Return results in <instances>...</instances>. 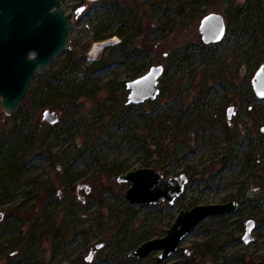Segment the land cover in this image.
I'll list each match as a JSON object with an SVG mask.
<instances>
[{"label": "rangeland", "instance_id": "1", "mask_svg": "<svg viewBox=\"0 0 264 264\" xmlns=\"http://www.w3.org/2000/svg\"><path fill=\"white\" fill-rule=\"evenodd\" d=\"M65 5H85L68 46L39 72L34 93L10 114L0 108V264H264V97L251 83L264 63V0ZM230 5L249 13L222 40L204 43L201 18L225 17ZM110 37L90 59L91 45ZM86 43V63L102 53L107 63L74 66ZM156 64L159 94L126 104V82ZM44 109L58 122L43 120ZM136 167L188 181L172 204L131 205L124 196L131 182L116 177ZM230 200L236 210L204 218L161 262L160 249L130 255L165 235L180 209ZM248 219L253 238L245 243Z\"/></svg>", "mask_w": 264, "mask_h": 264}, {"label": "water", "instance_id": "2", "mask_svg": "<svg viewBox=\"0 0 264 264\" xmlns=\"http://www.w3.org/2000/svg\"><path fill=\"white\" fill-rule=\"evenodd\" d=\"M28 1L31 2L32 0ZM33 1L39 13V24L36 30L38 56H36L32 65L30 63L31 70L29 74H31L32 70L40 72L55 55L68 46L70 42L68 33L74 26L73 18L85 8V5H82L75 10L64 13V8L60 5L59 0ZM53 4L56 5V8L50 10ZM198 32L204 43L209 44L222 40L227 32L225 17L218 12L205 14L198 25ZM7 72H9L7 69L3 70L1 109L5 114H10L26 95L29 77L25 76L21 82L20 79L14 78ZM162 73V64L151 65L144 74L128 80L126 82V88L128 89L126 104H138L149 99H154L160 91L159 78ZM251 83L255 94L258 97H264V63L256 69ZM232 112L233 109L231 107L228 115L230 116ZM42 118L50 124H55L59 120L58 113L50 109L43 110ZM116 180L118 182H131L124 193L125 198L129 200L131 205L138 203L156 204L166 201L172 204L184 191L188 177L184 173L165 177L161 171L155 170L152 167H136L133 170L119 174ZM89 190L90 186L85 184V191L88 192ZM237 207V201L230 200L219 203L196 204L190 208L180 209L171 226L166 229L165 235L142 242L130 255L142 258L152 250L160 249L161 251L155 259L157 262H161L178 249L179 243L204 218L231 212L236 210ZM3 218L4 213L0 211V221ZM253 229L254 220H246L242 235V240L245 243L252 240Z\"/></svg>", "mask_w": 264, "mask_h": 264}, {"label": "flooded vegetation", "instance_id": "3", "mask_svg": "<svg viewBox=\"0 0 264 264\" xmlns=\"http://www.w3.org/2000/svg\"><path fill=\"white\" fill-rule=\"evenodd\" d=\"M59 1L64 8V13L72 11L71 9L67 10L65 0ZM55 8L56 5L53 4L50 10ZM38 24L39 13L33 0L31 2L28 0H0V86H2L0 87V108L4 69H7L8 74L14 78L17 77L21 82L25 76L29 77L26 93H34L38 88L39 71L32 70L29 74L30 63L32 65L38 56L36 49ZM226 26H228L227 21Z\"/></svg>", "mask_w": 264, "mask_h": 264}, {"label": "trees", "instance_id": "4", "mask_svg": "<svg viewBox=\"0 0 264 264\" xmlns=\"http://www.w3.org/2000/svg\"><path fill=\"white\" fill-rule=\"evenodd\" d=\"M257 2H260V0H256ZM249 9V7H243L241 5H230L229 7H225L224 8V13H225V18H226V21L228 23V26H227V31H231L232 28H230V25L232 23V21L236 18H238L239 16H246L248 15L249 11H247ZM140 23V21L138 22ZM137 23V24H138ZM140 24H138L139 26ZM123 39H124V42L126 41L127 39V36H123ZM80 47L82 48V54L79 55L77 57V59L74 61V66L76 67H79L81 65H84V69L85 70H95L97 68H99L101 65H104L107 63V58L106 56L102 53L97 59H95L92 63H86V60H85V56L83 55L84 51H86V49L88 48V43L86 44H82L80 45ZM71 59H69L68 61H70ZM61 70H59L60 72ZM6 133L5 131L3 132H0V148L3 146V143H4V140L6 138ZM3 176L0 175V180ZM198 247V250H204V246L203 245H200V246H197Z\"/></svg>", "mask_w": 264, "mask_h": 264}, {"label": "bare ground", "instance_id": "5", "mask_svg": "<svg viewBox=\"0 0 264 264\" xmlns=\"http://www.w3.org/2000/svg\"><path fill=\"white\" fill-rule=\"evenodd\" d=\"M115 38L114 37H110V38H104V39H100L96 42H94L90 49H89V58L90 59H94L98 56V54L101 52V50L103 49V47L111 42H113Z\"/></svg>", "mask_w": 264, "mask_h": 264}]
</instances>
